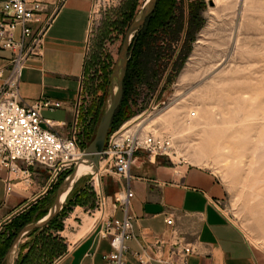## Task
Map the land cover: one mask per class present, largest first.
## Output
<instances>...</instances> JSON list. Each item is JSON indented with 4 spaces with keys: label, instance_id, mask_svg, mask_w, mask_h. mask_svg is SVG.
<instances>
[{
    "label": "rangeland",
    "instance_id": "374dc122",
    "mask_svg": "<svg viewBox=\"0 0 264 264\" xmlns=\"http://www.w3.org/2000/svg\"><path fill=\"white\" fill-rule=\"evenodd\" d=\"M144 1L91 0L79 98L81 118L91 128L86 141L92 140L102 114L129 18ZM153 25L137 57L136 79L108 132L135 120L169 136L174 154L168 161L184 160L214 172L226 188L221 210L264 250V0H159ZM94 177L77 185L50 231L67 218L92 226L101 217ZM105 177L100 179L107 196L118 177ZM53 197L45 209H31L25 218L36 220ZM10 231L4 230V238ZM24 243L18 264L29 241Z\"/></svg>",
    "mask_w": 264,
    "mask_h": 264
},
{
    "label": "crops",
    "instance_id": "0c3cea01",
    "mask_svg": "<svg viewBox=\"0 0 264 264\" xmlns=\"http://www.w3.org/2000/svg\"><path fill=\"white\" fill-rule=\"evenodd\" d=\"M91 7V0L65 1L46 32L42 55L26 63L18 85L25 102L39 99L60 102L59 107L43 109L41 115L62 133L66 125L61 124L70 122L79 95ZM7 55L0 51V63H4ZM26 170V173L21 170L15 174L1 173L0 233L16 216L37 207L45 209L55 194L57 184L45 188V170L40 167ZM130 175L133 196L129 199V213L133 216L135 238L126 242L124 264H139L134 254L139 251L142 234L168 237L166 216L173 218L181 237L193 248L188 264H264V250L253 246L221 210L226 188L214 172L184 160L171 162L164 156L138 152ZM5 179L12 184L8 193L4 189ZM103 181L106 182V177ZM116 181L112 193L104 196L105 217L123 215L112 200L114 194L124 193L126 180L116 178ZM106 198L110 200L106 202ZM97 221L92 226L88 221L75 225L67 218L58 230L48 228L26 236L22 242L29 241V245L23 250L22 264H106L102 254L111 248L94 230ZM34 254H37L35 261Z\"/></svg>",
    "mask_w": 264,
    "mask_h": 264
},
{
    "label": "built area",
    "instance_id": "2783aa9c",
    "mask_svg": "<svg viewBox=\"0 0 264 264\" xmlns=\"http://www.w3.org/2000/svg\"><path fill=\"white\" fill-rule=\"evenodd\" d=\"M65 1L0 0V51L8 54L0 63V177L2 171L26 173L28 167H40L47 173V189L68 174L84 154L91 128L79 110L82 76L72 118L68 124H61L66 125L63 133L41 115L43 109L59 107L60 102H25L18 85L26 63L42 55L46 32ZM138 152L170 159L174 148L169 136L155 134L130 120L107 133L100 152L101 176L113 174L126 180L124 193L113 196V204L122 209L121 218L105 217V198L100 196L101 217L94 230L109 242L111 249L102 254L106 264H124L126 242L135 238L133 216L129 213V199L133 196L130 168ZM11 188L10 180L5 179V193ZM164 222L167 238L150 232L140 236L139 251L134 254L139 264H188L193 248L183 240L171 216H166Z\"/></svg>",
    "mask_w": 264,
    "mask_h": 264
},
{
    "label": "water",
    "instance_id": "95a60500",
    "mask_svg": "<svg viewBox=\"0 0 264 264\" xmlns=\"http://www.w3.org/2000/svg\"><path fill=\"white\" fill-rule=\"evenodd\" d=\"M157 1L145 0L124 32L117 57L110 72L109 87L102 114L94 136L85 147L82 158L58 184L52 203L46 213L39 219L26 223L17 232L5 253L4 264H14L23 238L28 236L33 230L42 228L50 222L60 212L67 196L77 182L84 177L93 176L98 171L100 152L104 146L114 112L122 98L123 80L126 75L129 54L132 49V40L144 25L146 18L154 11ZM80 164L84 165V169L78 172L77 167ZM62 195H64L63 198Z\"/></svg>",
    "mask_w": 264,
    "mask_h": 264
},
{
    "label": "trees",
    "instance_id": "16d2710c",
    "mask_svg": "<svg viewBox=\"0 0 264 264\" xmlns=\"http://www.w3.org/2000/svg\"><path fill=\"white\" fill-rule=\"evenodd\" d=\"M159 3V0L157 1V4H156V7L154 9V11L146 18L145 20V23L144 25L141 27V29L137 32V34L134 36L133 40H132V49H131V52L129 54V59H128V64H127V70H126V75H125V78L123 80V94H122V98H121V101L117 107V109L115 110L114 112V115H113V118H112V121H114V119L116 118V114L117 112H119V109L121 107V105L123 104V102L126 101L125 99V94L131 89V86H132V82H133V79H136V71L138 72L139 71V61L137 60V57L138 55L141 53V47L143 46V43L147 40V36L149 37V33L151 31V29L154 27L153 25V20H155V13H156V10H157V5ZM136 14V13H135ZM135 14L133 15V17L130 19L129 18V24L130 22L132 21V19L134 18ZM128 24V25H129ZM109 87V86H108ZM108 91V89H107ZM107 91H106V94H105V98H106V95H107ZM118 126L116 127H111L110 131H112L113 129L117 128ZM91 138V137H90ZM90 140V139H89ZM89 140L87 142H89ZM86 142V143H87ZM65 177V175L60 179V181L57 183V186L58 184L61 182V180ZM87 177H91V176H87ZM85 178V177H84ZM82 178V179H84ZM82 179H80L77 184L74 186L73 190L70 192V194L67 196L66 198V201H65V204L68 202L71 194L74 192L75 188L77 187V185L82 181ZM56 186V188H57ZM44 211V210H43ZM47 211V210H46ZM46 211L40 216L42 217ZM26 213L24 214H20L18 216H16L15 218H13L11 220V222L9 223V225L5 228H10V233H7V235L3 236L4 234V231L0 233V256L2 257L3 261H4V256H5V253L9 247V245L11 244L13 238L15 237V235L17 234V232L20 230V228L25 225L26 223L28 222H31L30 219L28 218H25L26 217ZM59 213L50 221L48 222L45 226H43L42 228H38V229H35L33 230L30 234L28 235H32V234H36V233H39V232H42L46 229H48L49 227H51V225L54 223V221H56L57 217H58ZM40 217H38L37 219H39ZM36 219V220H37ZM15 228V229H14ZM4 229V230H5ZM12 238V239H11ZM9 239H11V242L9 243V245L7 246L6 244V241ZM23 246H25V243L22 244L20 247L23 248ZM20 250V248H19ZM18 256H20V251L18 252ZM23 256L21 255V261H20V264H22V261H23ZM14 264H18L16 262V259H15V263Z\"/></svg>",
    "mask_w": 264,
    "mask_h": 264
},
{
    "label": "bare ground",
    "instance_id": "6f19581e",
    "mask_svg": "<svg viewBox=\"0 0 264 264\" xmlns=\"http://www.w3.org/2000/svg\"><path fill=\"white\" fill-rule=\"evenodd\" d=\"M191 115V114H190ZM195 115V114H194ZM141 125V124H140ZM84 169V165L83 164H80V165H78V167H77V171L78 172H81L82 170ZM100 170H99V168H98V171L94 174V179L96 180L95 182H96V187H97V190L100 192V196H101V198H103V193H102V187H101V179H100V176H101V174H100ZM64 197V195H62V198Z\"/></svg>",
    "mask_w": 264,
    "mask_h": 264
}]
</instances>
